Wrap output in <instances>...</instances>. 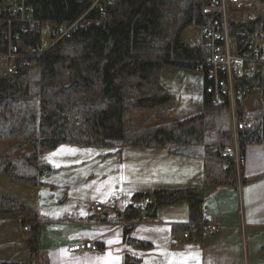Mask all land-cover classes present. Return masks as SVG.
Segmentation results:
<instances>
[{
    "label": "trees",
    "instance_id": "16d2710c",
    "mask_svg": "<svg viewBox=\"0 0 264 264\" xmlns=\"http://www.w3.org/2000/svg\"><path fill=\"white\" fill-rule=\"evenodd\" d=\"M217 1L19 0L17 12H0V53L9 52L18 36L29 53L21 52L24 56L15 60L17 64L35 61L31 67L23 65L27 70L18 66L15 74L0 72V140L20 143L0 158V174L38 187L52 171L40 164V158L61 144L145 148L172 144L174 152L185 145L203 147L205 185L236 189L238 180L247 184L264 178V172L244 178V164L238 170L225 153L234 144L235 126L247 116L245 102L254 90L261 91L254 126L236 136L242 156L247 146L264 145V74L258 70L250 74L245 64L242 75L233 74V100L220 96L216 104V81L209 77L206 64L210 47L193 46L183 38L188 26L209 19L222 24L220 12H205ZM4 2L0 0V9ZM32 21L38 25L30 29ZM227 23L231 49L241 56L264 37V16H230ZM62 27H71L68 36L53 42ZM33 49H39L38 55L28 57ZM172 68L201 72V113L184 120L175 116L178 99L161 83L162 72ZM217 79L228 81V75L220 71ZM23 146L28 148L16 154ZM178 202L187 203L190 223L174 226V237L202 242L203 186L158 188L152 196L134 193L122 211L112 212L111 221L123 224L127 245L149 250L150 242L131 236L134 225ZM105 214L95 217L106 220ZM0 219H18L23 229L29 226L30 264H41L38 211L1 195ZM123 264L145 263L126 254Z\"/></svg>",
    "mask_w": 264,
    "mask_h": 264
},
{
    "label": "crops",
    "instance_id": "0c3cea01",
    "mask_svg": "<svg viewBox=\"0 0 264 264\" xmlns=\"http://www.w3.org/2000/svg\"><path fill=\"white\" fill-rule=\"evenodd\" d=\"M180 74L181 70L173 68L164 70L161 74V83L176 95L178 103L175 116L184 120L203 110V81L202 77L195 76L198 87L195 97L190 98L178 87ZM196 74L202 76L200 72ZM19 144L0 140V158L9 156L10 151ZM114 147H118L116 152H119L121 161L123 151L126 150L129 151L130 160L128 169L131 180L124 181L117 187L118 192L128 190L130 193L127 203L120 202V210L131 202L132 195L137 192H147L152 196L153 191L158 188L203 186L204 214L217 225L216 232L204 237L202 242L174 237V226L190 223L187 203L178 202L160 207L155 217L158 222L152 220L149 223L139 222L134 225L131 236L152 244L149 250L136 249L124 242L122 224L111 221L114 210L105 214L106 220H100L88 213L86 208L88 201L105 200L106 196L85 198L68 194L63 200V205L49 206L42 201L41 186L25 185L2 173L0 174L2 195L25 202L36 209L40 214V226L47 222L55 227L64 225L68 228V232L60 238L55 234L54 238L42 240L41 236V250L48 252V255L44 256L47 261L44 259V262L123 264L124 256L131 254L141 258L145 264H264V178L247 184H242L238 180L236 189L205 185V160L203 147L199 145H185L177 152H174L172 144L162 148ZM27 148L23 146L17 149L16 154ZM46 155L47 153L40 158V164L48 166L52 171L55 170L56 168L45 159ZM243 158L244 178H251L264 172V145L247 146ZM3 184L13 185V190L7 192ZM30 190L35 194L34 205L23 200L24 196L20 195L24 191L29 193ZM42 228L45 230L44 226ZM85 239L94 241L96 249L78 253L66 252L69 245ZM25 243L24 229L18 219H0V262L27 264L33 262Z\"/></svg>",
    "mask_w": 264,
    "mask_h": 264
},
{
    "label": "built area",
    "instance_id": "2783aa9c",
    "mask_svg": "<svg viewBox=\"0 0 264 264\" xmlns=\"http://www.w3.org/2000/svg\"><path fill=\"white\" fill-rule=\"evenodd\" d=\"M99 0H96V4ZM19 0H5L3 3L2 11L17 12ZM113 0H109L112 3ZM205 12L211 14L213 12H220L222 15V24L209 19L203 25H192L188 26L184 32V41L190 45H207L210 47V56L206 62L209 66L208 74L210 78H215L214 92L217 95L215 100L216 104L220 103V96H229L231 100L234 97V90L232 86L233 74L242 75L244 72L245 64H247L248 72L253 74L255 70L260 71L264 74V37L260 39L258 46H252L250 51L246 55L241 56L234 53L231 49L233 44L232 38L228 33V17H247L248 19H254L257 16H264V0H218L212 6L205 8ZM38 25L37 21L30 22V29L35 28ZM26 28V26L24 27ZM71 27L59 28L53 37V42H56L68 36V32ZM15 44H9V52L0 53V72H7L9 74H15L19 69L27 70L23 65L31 67L35 64L34 62H23L17 64L15 60L24 56L21 52L25 50L29 53V50L25 45L19 41V37L16 36ZM39 49L31 50V54L28 57H35L38 55ZM223 71L228 75V81H217L218 73ZM201 73V72H200ZM260 90H254L247 97V99L256 97L260 99ZM241 94V91L237 92ZM254 110H250L247 116L235 126V132H245L253 128L255 123ZM236 133L234 135V144L226 147L225 153L228 154L236 164V167L240 168L244 164V158L241 154ZM126 191L118 192L114 195L109 196L105 200H91L86 203V208L89 214L92 216L104 215L110 210H120V201L125 199ZM142 205V204H141ZM122 211V210H120ZM158 222L155 218L144 217L142 223H149L151 221ZM203 228V237L210 236L217 230V225L210 220V218L204 214L203 222L201 223ZM189 231L186 232V235ZM96 249L94 241L85 239L82 242H77L69 245L66 249L67 253H78L86 250Z\"/></svg>",
    "mask_w": 264,
    "mask_h": 264
},
{
    "label": "rangeland",
    "instance_id": "374dc122",
    "mask_svg": "<svg viewBox=\"0 0 264 264\" xmlns=\"http://www.w3.org/2000/svg\"><path fill=\"white\" fill-rule=\"evenodd\" d=\"M181 71L182 74L179 75L177 81L178 87H180L181 91L183 90V93H186L185 95L193 98L195 97L198 87V85H196L195 76H202L196 74L198 73L197 71ZM256 102V97L247 99L245 102L246 111L255 110ZM117 148L118 147L114 146L81 147L66 143L59 145L53 151L47 152L45 159L56 169L53 170L50 175H46L42 178V201L45 202L46 205L59 207L63 205V200L68 194L83 196L85 198H101L103 196L108 198L113 193H118L119 189H117V187H120L122 182L131 180V175L128 169L130 165V160L128 159L129 151H123L124 156H122V163L119 152H116L118 150ZM3 187L7 192L13 190V185L6 184L5 186V184H3ZM30 191L29 193L24 191V193L22 192L20 195L24 196L23 200L33 204L35 194L32 192L33 190ZM128 194L130 193L126 190V198L121 200V203L125 204L129 201L130 195ZM1 195L2 193H0V196ZM52 203L53 205H50ZM42 226L45 227V230H43ZM42 226H40L43 230H41L42 240L54 238L56 236L55 234L60 238L68 232V228L64 225L55 227L44 222ZM28 230L29 226H26L24 229L25 242L28 239ZM40 255L47 256L48 252L45 253L40 250ZM44 259L47 261L46 258ZM40 263L46 264L44 261Z\"/></svg>",
    "mask_w": 264,
    "mask_h": 264
}]
</instances>
